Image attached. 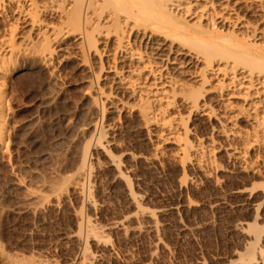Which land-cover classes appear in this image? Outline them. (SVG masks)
<instances>
[{
	"label": "rangeland",
	"instance_id": "374dc122",
	"mask_svg": "<svg viewBox=\"0 0 264 264\" xmlns=\"http://www.w3.org/2000/svg\"><path fill=\"white\" fill-rule=\"evenodd\" d=\"M75 1L47 3L45 12V0H25L20 6L5 1L1 9L0 43L8 44L0 50V264L28 256L45 264H73L82 254L81 243L70 235L77 227L75 209L98 226L134 214L124 181L113 179L114 169L104 164L108 155L120 157L131 190L142 196L143 207L155 211L161 244L156 247L145 228L136 229L146 223L133 215L130 225L135 231L123 235L107 226L108 240L89 242L93 264H246L252 224L263 229L256 246L264 252V167L256 163L264 152L250 147V160L257 166L240 165L229 155L238 143L226 140L213 124L190 116L182 104L202 88L204 65L191 58V46L199 48L198 43L209 38H235L264 55V0H179L181 6L160 16L154 14L159 4H153L154 11L145 6L147 14L131 4L139 14L131 20L137 27L129 29L125 39L142 51L143 61L117 56L112 33L120 24L110 19L100 21V30H111L112 35L95 33L92 45L66 37L67 29L74 32L66 10L79 6ZM98 1L93 23L96 14L108 15L117 7ZM28 11L39 20V28L29 24ZM47 50L55 56L49 64L43 58ZM145 63L155 75L141 69ZM116 68L125 82L114 76ZM155 76L168 85V96L175 100L168 118H183L185 125L196 128L189 140L202 138L214 150L208 175L192 158L174 161L173 141L163 145L166 153L156 161L144 159L153 149L141 115L154 107L147 87ZM131 80L135 91L127 84ZM123 103L132 110H125ZM237 124L244 130L251 127L245 120ZM86 148L91 149L84 153ZM125 150L139 155L136 161L128 160ZM84 155L91 175L86 176L84 198L90 196L92 206L86 201L82 205L69 184ZM15 174L26 189L14 184ZM29 191H37L39 198L29 197Z\"/></svg>",
	"mask_w": 264,
	"mask_h": 264
},
{
	"label": "bare ground",
	"instance_id": "6f19581e",
	"mask_svg": "<svg viewBox=\"0 0 264 264\" xmlns=\"http://www.w3.org/2000/svg\"><path fill=\"white\" fill-rule=\"evenodd\" d=\"M5 1H7V3L9 4L11 3V4H15L16 6H20L22 5V3H24L25 0H0V15H1L2 6L4 5ZM45 1H46L45 3L43 2V4H45L43 5L44 8H42L43 12L48 11L49 9L48 8L49 5L47 3H50L51 5V3L57 1H64V3L66 2V0H45ZM104 1H109L108 3H110V1L114 4L116 3L115 5H117V7H115V9L108 15L96 14L97 15L96 18L98 19V21L95 20L96 23H93L94 22L93 17L95 16L93 12L94 11L93 6H95V4L99 1L98 0L75 1L74 3H80L79 6H74L72 7V9L66 10V13L70 21H72V23L74 24V27L76 26L77 28L76 27L74 28L72 26L73 28L72 30L74 32H72L70 29H69L70 31L67 29V31L65 32L66 37L73 36L74 39L77 38L76 40L78 39H81V41L85 40L89 45L90 44L92 45V43L94 44L93 40H96L95 39L96 34L98 35L104 34L103 35L104 37L105 36L107 37L108 34L110 35L114 34L113 38H115L114 42L116 43L115 53L116 54L118 53L117 56L119 58L131 57L138 59L139 61H143L144 54L142 53V51L134 49L132 44L129 41H126L125 39L127 38V33L129 29H132V27H134L135 25L137 27V24H132L131 20L137 17L139 15L138 13L147 14V12H145L147 11V9H145V6L147 5L151 7L150 9L152 11H154L155 9L152 8L153 4H157V5L159 4V10L157 11V13H154L159 16L164 13H167V11L169 10L181 6L179 0H104ZM114 4L113 6H115ZM131 4L134 6V8L137 9L138 13L135 12L133 9L131 10ZM26 16H28V18L30 19L29 24L33 29L40 27V22L39 20H37L35 16H33V13L28 11L26 12ZM109 19L115 23L117 22L120 24L119 29L115 30L114 33L112 34H111L112 32L111 30H108L107 32L105 31L103 32V29L100 30L101 29L100 21L106 22L107 20L109 21ZM68 21L67 23L70 22ZM72 23L70 25H73ZM91 24L93 26H91ZM139 28H141V26H139L137 29ZM143 29L145 30V28ZM7 44L8 43L5 42V40L4 41L2 40V43H0V50L6 47ZM198 45L199 48H194L193 46H191L189 51L191 53L190 56L194 61L203 63L204 65L203 75L201 76V78H199L202 81V88L198 89V91L193 90L187 97L183 98L182 100L183 106L186 108L190 116L191 114H193L197 120L201 122H208V124L210 123V125L213 124L211 125L213 129H215L217 133H220L221 136H223L226 140L232 143L233 141L238 143V146L236 145L234 146V148L232 147L230 148L232 150L231 153L229 152L230 153L229 155L233 156L234 159L237 162H239L240 165L244 164V165H248L247 167H249L251 164L250 166L251 168L254 167L256 163H260L263 164L262 166L264 167V158L256 162V161H251L249 156L250 147L261 149L264 152V55L263 53L257 51L255 47L247 46L243 43H238L237 39L235 38H229V39L209 38L207 41L199 42ZM25 51L20 52V54L24 56ZM66 54L68 56V54L70 53L66 52ZM28 55L26 56L28 57ZM54 57L55 56L53 50H47L43 54V58L46 61V63L52 61V59H55ZM141 69L142 70L146 69L149 71V73H152L154 75L156 72L153 70V67L147 65L146 63L143 64ZM112 70H115L114 71L115 73L113 74L114 76L116 75L115 77L118 80L121 81L127 80L125 79L126 77H123L124 75L121 76L120 71L119 70L117 71V68ZM135 71L136 69L134 70V72ZM127 84L130 88L133 87L134 91L136 90V83L134 81L133 82L132 80L127 81ZM205 84H208L209 87L205 88L206 86ZM148 86L149 87L147 88L150 89V91H148L147 93L148 101L150 103L153 102L154 107L144 109L141 116L143 120L142 123L144 122L143 124L145 125L144 127L146 128L144 130L146 131V135H145L147 137L146 141L147 142L149 141V144H151L152 146L151 149H153V153L152 156L144 157V159L147 160V162L156 161L157 158H160V156H163L166 153V151H164L165 149L163 145L166 144L167 142L169 143V141H173L176 147L171 142L170 145H173L177 149V150L175 149L176 150L175 153L171 152L173 154L171 156L173 157L172 159L174 161L175 159L176 160L181 159V161H183L182 159L192 158L198 169H200L201 172H203V174L208 175L209 171L211 170L210 168H212V164L209 163L211 162L210 159L214 151L212 147L209 144H205L201 140L202 138L201 139L197 138L194 141H190L188 135L194 134L196 128L191 126L189 127L187 126V124L185 125V122H183V118L180 117L168 118L170 108L173 106L175 100L173 101V99L170 96H168V90L166 88L168 85H166V83L162 81L160 82L158 78H156L155 76L150 81ZM123 104L121 106H123L125 110L127 109L132 110V108H130L128 104L125 103ZM240 120L247 121V123L251 127L246 130L239 128L237 123ZM181 133H183L184 136H182ZM86 149L85 152L83 151L84 153H86V151H89L91 148H86ZM103 151L108 152L107 150H103ZM125 151H124L125 153L124 152L123 153L128 157L127 158L128 160L130 159L131 161L132 160L136 161L137 156L139 155L133 154L131 151L129 152L128 150ZM106 155H108V153H106ZM86 158L87 156L84 155V159L83 161H81V165H80L81 168L78 169L76 176L71 180V182H69V184L73 188L72 190H74L75 193L77 194L78 196V197L76 196L77 198H79L80 200L82 199L83 202L86 201V203L89 206H92L94 203L91 200L90 196L86 195L87 199L84 198L85 193H88L86 192V176L88 175L89 170L87 169ZM107 158L108 160L104 164L107 167H111L114 169L113 173L115 174V177L113 179L119 178L121 179L120 180L121 182L124 181L125 190L123 191L125 192V196L127 197V200H129L130 202L129 203L130 207L132 206L133 209H135L136 211H134V214L127 213V215H124L122 218L118 220L115 219L110 224V226H108V224H106V226H98L97 224L95 225V223L92 222L90 217L85 216L82 213V211L75 209L73 216L76 219L77 227L75 226L76 230L74 231V233H72L73 235L71 233L70 235L71 237L73 236L76 240H78L79 243H81L82 248L81 247L80 248L82 250L81 251L82 254L80 258L73 264H93V259H94L93 257L95 255L93 254L91 261L92 255L89 254L90 252L88 248L89 242L90 241L94 242L95 239V243L99 242L97 244L99 245L101 243L100 242L101 240L102 241L108 240L106 239L104 234L107 226L109 229L110 227L111 229L117 228L124 233L123 235L125 234L127 235L129 232L135 229V226L134 229H132L131 226L132 224L130 225V220L133 219L132 218L133 215H135L139 219L142 218L143 220H145V222L143 221L142 223L144 224L146 223L145 226L143 225H138V227L136 226L137 227L136 229H138L141 232L145 228L147 231H149L148 233L150 232L152 233L154 237L153 239L155 246L159 247V245L161 244V239L157 234V231H159V229L157 228L158 221L156 220L155 211L143 207L141 205V201L143 200L142 196L135 194L131 190L132 184H129L130 181L128 182L127 176L125 174V170L122 167V162L120 161V157L117 158L114 155H108ZM250 161L253 163H251ZM209 165H211L210 168ZM104 166L102 167L105 168L106 166L105 167ZM23 182L15 174L14 184L20 186V188L22 187L26 189L27 186ZM68 188L70 187L68 186ZM36 192L37 191L35 192L29 191L28 196L31 198L32 197L36 198L38 197V194ZM61 192H60V196H57L56 194L54 195L57 196L58 201H60L62 195L64 194L63 192L65 191L63 190L62 192L63 194ZM57 200L56 203H59L57 202ZM51 202L49 204H51ZM83 202L80 203H82V205H85V202L84 204ZM34 210L36 211V209ZM139 221H140L139 224H141L142 220ZM252 225L250 226V229L252 228L251 230L253 231L252 235L254 234L252 236L253 242H251L247 247L246 252L244 253L243 260L246 262V264H264V256H263L264 252L262 250L261 251L259 250L260 249L259 245H258L259 249H257L256 246V243L259 242L258 240H260V237L263 233L262 232L263 229L261 230L259 227ZM96 239L97 240L99 239L100 241H97ZM28 257L27 259L24 257L22 258L16 257L13 259V261L11 259L10 260L12 261V264H45L40 259L39 260L32 258L28 259Z\"/></svg>",
	"mask_w": 264,
	"mask_h": 264
}]
</instances>
